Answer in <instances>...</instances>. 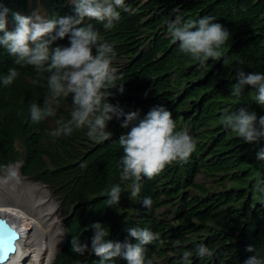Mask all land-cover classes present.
Segmentation results:
<instances>
[{
  "label": "trees",
  "instance_id": "trees-1",
  "mask_svg": "<svg viewBox=\"0 0 264 264\" xmlns=\"http://www.w3.org/2000/svg\"><path fill=\"white\" fill-rule=\"evenodd\" d=\"M41 1L50 19L72 14L69 0ZM30 0H0L10 9L8 29L15 27L12 12L26 13ZM129 6L117 9L121 16L112 29L88 20L103 41L116 53L117 85L109 102L125 112L139 110L141 117L153 106L163 105L172 113L177 130H187L196 148L183 162H173L151 179L121 180L123 148L121 127L113 119L107 130L113 135L100 141L87 135L88 128L73 130L71 135L53 136L47 118L34 123L29 106H41L51 98L64 115L71 110L60 105L66 100L74 109L72 96L54 98L47 87L48 73L38 74L33 66L16 64L6 48L0 46V77L15 68L18 76L5 87L0 80V173L21 161L24 176L48 184L66 200V238L51 264H99L90 250L83 256L71 251L73 237L87 241L89 228L100 222L108 240L123 242L127 229L147 228L160 234V240L145 246L146 261L152 264H185L184 251H192L189 264H243L250 255L264 259V137L248 144L223 124L222 116L241 107L264 116V106L255 101V89L246 86L240 97L231 93L239 71L264 73V0H129ZM211 16L231 35L219 49L220 60L209 59L204 67L173 42L168 23ZM68 46L69 38L57 40L53 47ZM95 51V50H93ZM147 93V95H146ZM55 116V115H54ZM54 116H51L54 117ZM202 176V177H201ZM202 180H199V178ZM140 191L133 196V185ZM119 184V204L108 205L107 191ZM152 199L150 208L142 205ZM204 244L210 256L196 255ZM252 245L254 253L245 251ZM111 264H127L115 259Z\"/></svg>",
  "mask_w": 264,
  "mask_h": 264
},
{
  "label": "clouds",
  "instance_id": "clouds-1",
  "mask_svg": "<svg viewBox=\"0 0 264 264\" xmlns=\"http://www.w3.org/2000/svg\"><path fill=\"white\" fill-rule=\"evenodd\" d=\"M128 1L69 0L72 14L51 19L35 11L31 15L12 12L15 24L12 30L8 29L10 9L0 4V46L16 57L14 63L33 66L38 74L48 73L47 87L54 98L72 95L74 110L71 119L67 122L57 121L59 126L52 132L53 136L71 135L74 128L87 127L90 138L106 141L113 135L107 126L114 118L121 121L122 128H130L126 134H121L118 141L124 153L120 160L121 180L134 179L138 182L142 176L151 179L173 162L186 161L195 150L196 141L186 129L177 130L171 111L163 105L153 106L141 117L139 110L125 112L119 103L109 102V97L114 95L113 89H118L121 94L125 91L124 84H116L119 76L112 66L116 53L111 44L103 41L99 31L84 21L95 20L103 23L106 30L112 29L121 16L117 9L129 6ZM214 21L215 18L211 16L186 22L177 17L168 23L172 43L178 41L180 52L190 54L201 67L210 58L217 61L222 58L219 49L231 35L224 25ZM65 37L69 38L68 46L53 47L57 40ZM17 76L16 69L10 68L0 80L7 87ZM246 86L255 89L256 103L264 106V73L239 71L230 94L240 97ZM50 100L52 102L53 99ZM29 111L34 123L56 114L47 98L43 106L32 103ZM222 120L224 127L236 133L245 143H256L264 137V116L258 118L257 113L248 107L227 113ZM257 160L264 161V151L257 153ZM106 191L109 206L120 203L122 189L119 184L110 186ZM139 191L140 185L135 183L132 195H137ZM142 205L150 208L152 199L145 197ZM89 228L93 232L90 247L87 241L73 237L70 241L71 251L83 256L90 250L99 257V264H111L117 258L127 264H152L151 260L146 261L145 246L154 241L163 243L159 233L147 228L127 229L128 236L135 243L127 238L123 242L106 239L108 232L100 222L92 223ZM245 251L254 253L255 249L249 245ZM211 254L204 244L197 246L198 257ZM192 256V251L183 252L185 264H189ZM243 264H264V259L253 254Z\"/></svg>",
  "mask_w": 264,
  "mask_h": 264
},
{
  "label": "bare ground",
  "instance_id": "bare-ground-1",
  "mask_svg": "<svg viewBox=\"0 0 264 264\" xmlns=\"http://www.w3.org/2000/svg\"><path fill=\"white\" fill-rule=\"evenodd\" d=\"M11 181L15 183L12 188L15 187L21 195L17 201L0 199V214L19 226L21 237L10 260L0 264H49L60 236L54 234L58 224L56 218L60 217L59 207L53 203L49 194H45L43 187L35 183L19 182L16 174L9 178L0 175V189ZM50 228L54 229L53 234Z\"/></svg>",
  "mask_w": 264,
  "mask_h": 264
},
{
  "label": "rangeland",
  "instance_id": "rangeland-1",
  "mask_svg": "<svg viewBox=\"0 0 264 264\" xmlns=\"http://www.w3.org/2000/svg\"><path fill=\"white\" fill-rule=\"evenodd\" d=\"M33 11L40 14L41 16H43L46 19H50L49 12L44 7V5L42 4L41 1H37V2L32 1L30 4V7H29V11L27 13L23 10H18V12L23 14V15H31ZM115 68L117 69V67H115ZM67 96H72V95L68 94ZM52 103H53L54 109L56 110V114L52 118L48 117L47 122H48L50 129L53 132L59 126L57 124V121L64 119V115L59 110L56 109L57 108L56 106L59 105L58 102L55 100H52ZM60 107L63 108L64 110H71V111L74 110L73 107L71 106L70 102L67 100L65 102H63L60 105ZM20 164H21V161H19V163L16 165H9L0 173V175L3 177L9 178L10 176L16 174L19 182L25 181V182H29V183L39 184L41 187H43L45 194H49L53 203L59 207V212H60L59 216L60 217L56 218V220L58 221V224L56 226L54 234H59L60 236H59V240L57 242L58 246L56 248V252L52 256V258H51L52 260H50V263H49V264H51V262L53 261V259L56 256L57 252H59V250L61 249L62 244L66 238V228H65V224H64L65 217H66L65 209L69 208V207L66 206V200L62 199L56 191H53L48 184L44 183L43 181L36 180L32 177L24 176L20 171ZM201 177L199 178V180H202ZM14 184L15 183L13 181H11L8 184H5V186H2V188L0 189V199L9 198L10 200H13V201L18 200V198L20 197L21 194L17 193V191L15 190L16 189L15 187L12 188L14 186ZM17 188L20 189L21 187L18 185ZM51 230H52V234H53L54 229L50 228V231ZM52 243H53V237H51V244Z\"/></svg>",
  "mask_w": 264,
  "mask_h": 264
},
{
  "label": "water",
  "instance_id": "water-1",
  "mask_svg": "<svg viewBox=\"0 0 264 264\" xmlns=\"http://www.w3.org/2000/svg\"><path fill=\"white\" fill-rule=\"evenodd\" d=\"M21 230L18 225L11 222L8 217L0 214V263L10 260L17 248Z\"/></svg>",
  "mask_w": 264,
  "mask_h": 264
}]
</instances>
